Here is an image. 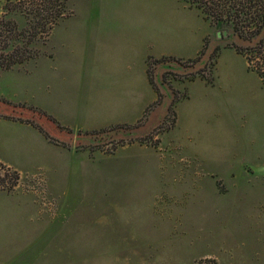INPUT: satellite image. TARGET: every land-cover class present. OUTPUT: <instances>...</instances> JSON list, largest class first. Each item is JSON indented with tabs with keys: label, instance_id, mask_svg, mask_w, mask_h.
Wrapping results in <instances>:
<instances>
[{
	"label": "rangeland",
	"instance_id": "rangeland-1",
	"mask_svg": "<svg viewBox=\"0 0 264 264\" xmlns=\"http://www.w3.org/2000/svg\"><path fill=\"white\" fill-rule=\"evenodd\" d=\"M52 3L0 0V60L34 59L69 6L115 16L146 50L138 100L154 103L131 126L70 132L46 115L70 78L51 95L42 57L0 72V150L22 170L0 164V264H264V83L245 44L177 0Z\"/></svg>",
	"mask_w": 264,
	"mask_h": 264
},
{
	"label": "crops",
	"instance_id": "crops-1",
	"mask_svg": "<svg viewBox=\"0 0 264 264\" xmlns=\"http://www.w3.org/2000/svg\"><path fill=\"white\" fill-rule=\"evenodd\" d=\"M69 7L68 14L55 18L47 35L43 38L44 41L38 47L39 53L34 59L19 63L10 69H0V72H10L23 66L28 67L29 62L42 57L49 62L48 65L41 66L43 69L46 67L50 71L59 73L58 75L40 73L38 76L40 81L47 80L51 95L53 91L56 95L59 94L66 80L70 78L75 87L71 86L69 105L56 96L60 107L56 111L51 105L47 114L44 112L61 129L65 128L71 132L69 128H78L77 132L85 133L97 131L96 129L89 130V128L131 126V122L135 124L138 119L137 103L143 100H138L137 93L138 63L141 65L140 78L143 84L150 85L147 68H145L149 59L143 54L146 50H140L138 54L135 33L131 32L118 17L98 14L77 15L71 11V6ZM141 45L150 46V43L144 41ZM61 70L67 73H60ZM194 81L193 79L186 83L185 97L179 102L189 100L188 87ZM207 86L212 87L213 85ZM98 102L103 106L99 114L96 112L95 105ZM152 103H154L153 99L142 101L139 113ZM79 106L82 111L83 109L85 111L79 110ZM90 106H92L91 109ZM90 119H93L92 121L108 120L104 124L112 120V123L107 126L97 122L93 124L90 123ZM82 126L88 128L89 131H79V127ZM38 134L42 136L40 132ZM44 139L51 143L46 136ZM17 156V152L3 146L0 150V164L22 171L13 166ZM191 157L199 163L202 162V159L195 155ZM192 180L201 182L204 177L196 175Z\"/></svg>",
	"mask_w": 264,
	"mask_h": 264
},
{
	"label": "trees",
	"instance_id": "trees-1",
	"mask_svg": "<svg viewBox=\"0 0 264 264\" xmlns=\"http://www.w3.org/2000/svg\"><path fill=\"white\" fill-rule=\"evenodd\" d=\"M178 1L200 13L202 19L208 21L209 25L217 28L229 26L231 35L245 44V47L238 49L236 53L244 57L247 71L253 72L259 81L264 83V0ZM42 2L53 4L52 0ZM49 24L48 30L53 23ZM0 61H5L0 62V69H10L14 64L21 63L20 60L13 59L12 54L7 60Z\"/></svg>",
	"mask_w": 264,
	"mask_h": 264
},
{
	"label": "built area",
	"instance_id": "built-area-1",
	"mask_svg": "<svg viewBox=\"0 0 264 264\" xmlns=\"http://www.w3.org/2000/svg\"><path fill=\"white\" fill-rule=\"evenodd\" d=\"M34 181V180H33ZM37 182H39V179H36Z\"/></svg>",
	"mask_w": 264,
	"mask_h": 264
},
{
	"label": "water",
	"instance_id": "water-1",
	"mask_svg": "<svg viewBox=\"0 0 264 264\" xmlns=\"http://www.w3.org/2000/svg\"><path fill=\"white\" fill-rule=\"evenodd\" d=\"M222 34H225V32H223Z\"/></svg>",
	"mask_w": 264,
	"mask_h": 264
}]
</instances>
